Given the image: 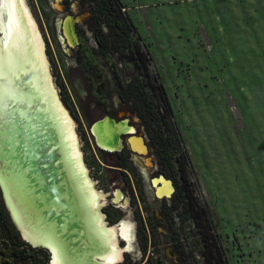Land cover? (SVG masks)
<instances>
[{
  "label": "rangeland",
  "instance_id": "rangeland-1",
  "mask_svg": "<svg viewBox=\"0 0 264 264\" xmlns=\"http://www.w3.org/2000/svg\"><path fill=\"white\" fill-rule=\"evenodd\" d=\"M121 2L150 51L152 74H158L167 91L172 121L181 137L180 146L171 148V153L174 158L187 153L186 169L195 196L211 216L224 256L229 264H264V0ZM26 3L44 38L58 96L74 120L89 176L105 195L123 186L125 178L109 168L113 158L100 154L89 125L120 110L137 120L120 99V85L137 80L138 72L120 53L103 54L85 21L79 24L84 32L77 28L79 45L66 46L64 20L59 19L72 11L64 1L63 7L58 0ZM72 10L84 13L78 4ZM8 17L0 0V34ZM129 164L142 206L149 208L145 216L152 244L147 264H176L179 256H202L200 236L190 224L177 229L185 245L172 246L176 235L172 231L180 228L179 223L162 220L158 211L165 200L157 201L150 185ZM102 208L106 222L124 219L120 225L132 228L131 234L137 232L132 203L116 208L106 198ZM134 234L126 247L123 242L120 247L130 250L123 256L138 264L144 254Z\"/></svg>",
  "mask_w": 264,
  "mask_h": 264
},
{
  "label": "bare ground",
  "instance_id": "bare-ground-1",
  "mask_svg": "<svg viewBox=\"0 0 264 264\" xmlns=\"http://www.w3.org/2000/svg\"><path fill=\"white\" fill-rule=\"evenodd\" d=\"M3 2L9 17L0 34V178L15 220L34 243L51 248V264H116L124 253L118 234L130 241V227L105 220V195L89 176L26 0ZM74 22L70 17L63 27L71 45ZM112 126L106 120L92 130L100 146L116 149L121 143ZM159 181L158 196L170 195L173 185L164 176Z\"/></svg>",
  "mask_w": 264,
  "mask_h": 264
},
{
  "label": "trees",
  "instance_id": "trees-1",
  "mask_svg": "<svg viewBox=\"0 0 264 264\" xmlns=\"http://www.w3.org/2000/svg\"><path fill=\"white\" fill-rule=\"evenodd\" d=\"M86 1L91 11L95 13V21L99 29L104 25L111 29L110 40L114 52L120 53L121 57L132 63L138 72L137 80L130 83L125 92L145 100L144 106L147 111L143 107L142 109L147 118L150 137L160 146L162 163L168 166L167 175L175 178L178 184L180 219L192 221L193 227L200 236L203 246L202 256H192L193 264H229L214 232L211 216L195 196L186 169L189 162L187 153L182 151L183 153L175 158L171 153V148L180 146L181 137L176 124L172 121L173 110L167 91L159 81L158 74L151 72L152 57L149 49L142 44L141 36L137 33L128 12L123 10L125 6L121 0ZM100 42L103 44L102 41ZM104 45V53L112 50L110 46ZM155 94L158 100L155 99ZM178 175L180 182L177 180ZM46 252V249L33 247L22 238L5 206L0 190V264H48L49 258Z\"/></svg>",
  "mask_w": 264,
  "mask_h": 264
},
{
  "label": "flooded vegetation",
  "instance_id": "flooded-vegetation-1",
  "mask_svg": "<svg viewBox=\"0 0 264 264\" xmlns=\"http://www.w3.org/2000/svg\"><path fill=\"white\" fill-rule=\"evenodd\" d=\"M61 1L62 2L64 1V3L67 5V8H70V10L72 11V14L64 15L62 18L59 19V21H62V20L66 21L68 18L72 17L75 21L74 31H75V37L77 38L75 45H71L68 41H64L67 44L66 46H68L71 49L79 45V38H78L79 36H78L77 28L79 27L80 22L85 21L88 30L92 33V36L96 44L100 48L101 52L103 54H110V53L114 54L115 53L113 49L114 46L110 40L111 29L107 27L106 25L102 26V28L99 29L98 24L95 21V16H94L95 13L91 11L90 6L86 0H76L75 3L73 0H60V6L63 7L64 5L61 4ZM73 4H78L80 9L84 13L80 15L75 14L74 11L72 10ZM57 8L59 9V7ZM78 18H80V20H78ZM64 21H63V27L65 25ZM63 27H62L63 29L62 34L64 37L65 33H64ZM79 31L84 32V28L79 27ZM102 37L105 41L101 39ZM100 41H102L103 44ZM104 44L108 45V47L110 46L112 50L108 53H104V50H105ZM129 84L122 85L121 83L120 87L122 90L120 92V99L122 100V102L128 105V109H129L128 111H131L133 114L137 115V120H134L133 116L131 114L128 115L125 110H120L117 112L118 114L116 113V115H111L110 113L105 114L102 118L97 119L93 121L92 123H90L89 131L100 154H105L113 158L112 161H109L111 163L110 164L111 166H109V168L113 170V172L117 171V173H120L122 176H124L123 178H125L123 181L124 185L121 186L120 188L117 186L116 189L111 190V192H108L107 194H105V198H109L110 204L116 208H123L124 204L126 205V207H128L131 205V203L133 206L136 207L135 213H136V220H137V232L135 231V234L134 233L133 234H134V237H136V235L139 237L140 244L142 246V250L144 254L143 261L138 264H147L150 258V256H147V253H148L149 246L152 244L150 234L148 233V226H147L148 219L145 216V209L148 210L149 208L147 206L146 207L142 206L139 193L135 187L136 185L134 183L131 173L129 172V169L131 168L129 163L133 164L135 168H137L139 175L142 178V181L145 184L147 183L150 185V187L153 190L151 191L150 189V191L152 192V195L154 196V198L157 201L159 200L161 202L165 200V202H163L160 206V211H158L162 215V220H165V222L170 221L171 223H174V220H175V224L179 223L180 228H174L172 231V233L176 234L175 236H172V241H173L172 246L185 245L184 237L181 236L182 232H179L178 230L182 231L186 225L190 224V226L188 227H191L193 226V224H192V221L190 220L181 221L182 219H180L179 205H178V199H177L178 184L175 178L171 176L169 178L173 181V184L175 187L174 192L169 197L162 198L158 196L160 195L158 193H159V187L162 186V182L160 181L156 183L155 181L159 180V177L161 175L163 176L165 175V177L168 178L167 174H169V171L166 167L163 166L164 164L162 163L163 159H162L161 151L159 148L160 146H158L157 143H155V141L150 137L149 125L147 123V118L144 115V110L142 109V107L145 109V106H144L145 100L136 97L134 94L125 92V89ZM155 99L158 100L156 94H155ZM155 103H157V101ZM106 120H109L111 121V123H113V126H112L113 132H119V139L121 143L119 148L112 149V148H107L106 146L102 147L100 146V143L97 142L98 140L92 128L96 123L104 122ZM138 121L141 122V124H138ZM123 123H126V127H128L130 130L129 129L127 130L126 128L122 127ZM109 133L112 134V132H109ZM95 153H96L97 160L100 161L99 154L97 152ZM96 170L97 168L94 167L93 176L96 175ZM100 173L103 174V171ZM98 182L100 183L99 179H98ZM160 183L161 185L159 186ZM117 192L121 193L122 199L119 201L116 200ZM103 195H104V191H103ZM127 196H129V198ZM105 200L106 199L103 198V201ZM104 216H105V220L106 219L108 220L107 213H105ZM122 220L124 219L114 220L112 222L113 224L107 221V224L110 226L114 225L118 227L120 226V223ZM130 229L132 230V228ZM171 229L172 228H168V230L170 231ZM133 234L131 235V237L133 236ZM118 235H119L120 242H123L124 243L123 246L126 247L127 246L126 239L123 238L120 232ZM127 241L130 242L129 240ZM184 249L185 247L183 248V250ZM129 251L130 250L128 249L127 250L124 249L125 253H128ZM191 257L192 256H179L180 261L176 262V264H193L194 258L193 257L191 258ZM118 261L116 262V264H132V260L130 256H122V258Z\"/></svg>",
  "mask_w": 264,
  "mask_h": 264
},
{
  "label": "water",
  "instance_id": "water-1",
  "mask_svg": "<svg viewBox=\"0 0 264 264\" xmlns=\"http://www.w3.org/2000/svg\"><path fill=\"white\" fill-rule=\"evenodd\" d=\"M87 169H88V168H87ZM0 176H1V175H0ZM161 177H163V175H161V176L159 177V180L161 179ZM164 177H165V176H164ZM165 181L171 183V185H173V187H174L173 181H172L171 179L165 177ZM159 182H160V181H159ZM161 182H162V181H161ZM0 190H1L2 198H3V201H4V203H5V206L7 207V210H8V212H9L10 216H11V219L13 220V222H14L15 226L17 227L19 233L21 234L22 238H23L26 242H28L31 246H33V247H40V248H45V249H47V250L49 251V253H50V256H51L48 264H51V262H52V257H53V252H52L51 248H50L48 245H45V244L34 243L31 239H29V238L26 236V234H25V232L23 231V229L18 225L17 221L15 220V217H14V215H13L12 209H11L9 203H8V200H7V196H6L5 188H4V186H3L2 182H1V178H0ZM174 190H175V187L173 188V190H172V192L170 193V195L174 192ZM170 195L161 196V197H162V198H164V197H169Z\"/></svg>",
  "mask_w": 264,
  "mask_h": 264
}]
</instances>
